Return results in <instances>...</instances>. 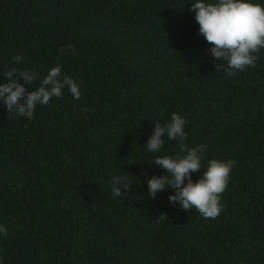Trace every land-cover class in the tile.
<instances>
[{"label": "trees", "instance_id": "1", "mask_svg": "<svg viewBox=\"0 0 264 264\" xmlns=\"http://www.w3.org/2000/svg\"><path fill=\"white\" fill-rule=\"evenodd\" d=\"M190 6L0 0V70L16 54L13 66L41 75L59 63L82 89L31 121L0 104V264H264V49L226 77ZM68 42L79 55L58 54ZM173 111L186 118L184 143L206 145L205 163L235 161L214 219L170 203L174 189L147 195L146 177L166 173L143 146ZM179 151L164 138L155 155ZM113 175L132 183L122 199Z\"/></svg>", "mask_w": 264, "mask_h": 264}, {"label": "clouds", "instance_id": "2", "mask_svg": "<svg viewBox=\"0 0 264 264\" xmlns=\"http://www.w3.org/2000/svg\"><path fill=\"white\" fill-rule=\"evenodd\" d=\"M189 11L199 25L198 34L210 45L208 53L219 72L232 77L248 67H254L258 53L264 49V0H191ZM59 55H79L71 42L57 48ZM23 56H11V65L0 70V104L14 117L31 121L37 106H45L50 99L60 98L67 90L73 100L82 95L80 82L63 73L62 65L57 63L44 74L31 68H19ZM23 79V82L20 81ZM39 82L38 87L29 85ZM85 112L87 108L83 109ZM186 118L173 111L163 124L154 123V128L145 145V155L150 164L163 169L166 174L146 177L147 195L155 198L157 193L174 189L168 195L172 204L183 210H195L203 219L216 218L224 205L221 194L226 189L230 173L235 165L232 159L210 158L205 163L206 145L188 146ZM164 138L177 141L180 151L174 155H155L160 153ZM203 168L198 179L192 174ZM113 199L123 197V191L130 188L128 177L113 175L109 181ZM9 230L0 223V238H6Z\"/></svg>", "mask_w": 264, "mask_h": 264}]
</instances>
